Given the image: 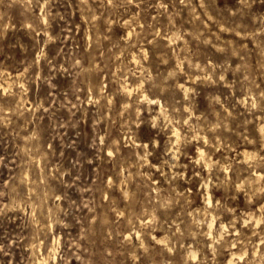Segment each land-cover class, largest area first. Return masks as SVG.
Here are the masks:
<instances>
[{
	"label": "rangeland",
	"instance_id": "rangeland-1",
	"mask_svg": "<svg viewBox=\"0 0 264 264\" xmlns=\"http://www.w3.org/2000/svg\"><path fill=\"white\" fill-rule=\"evenodd\" d=\"M263 127L264 0H0V264H264Z\"/></svg>",
	"mask_w": 264,
	"mask_h": 264
},
{
	"label": "bare ground",
	"instance_id": "bare-ground-1",
	"mask_svg": "<svg viewBox=\"0 0 264 264\" xmlns=\"http://www.w3.org/2000/svg\"><path fill=\"white\" fill-rule=\"evenodd\" d=\"M262 127V126H261ZM262 129V128H261ZM262 130H264V127H263V129ZM262 130H261V132H262ZM263 133V132H262ZM177 134H178V131H177ZM180 135V134H179ZM264 135V134H263ZM179 137V136H178ZM202 153H203V151H201ZM199 154H200V151H199ZM202 156V155H201ZM256 176V175H255ZM211 200V196H209V201ZM232 254H234V253H232ZM234 256H232L230 259H229V264H234Z\"/></svg>",
	"mask_w": 264,
	"mask_h": 264
}]
</instances>
